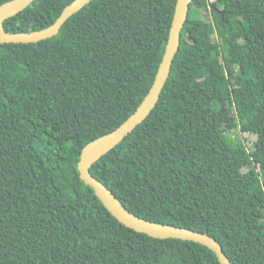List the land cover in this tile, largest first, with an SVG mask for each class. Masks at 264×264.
Here are the masks:
<instances>
[{
	"label": "trees",
	"instance_id": "trees-1",
	"mask_svg": "<svg viewBox=\"0 0 264 264\" xmlns=\"http://www.w3.org/2000/svg\"><path fill=\"white\" fill-rule=\"evenodd\" d=\"M73 1L35 0L3 28L45 29ZM176 3L94 0L51 39L0 44V264H220L124 227L77 169L148 94ZM90 174L133 215L264 264V0H191L155 109Z\"/></svg>",
	"mask_w": 264,
	"mask_h": 264
},
{
	"label": "water",
	"instance_id": "water-1",
	"mask_svg": "<svg viewBox=\"0 0 264 264\" xmlns=\"http://www.w3.org/2000/svg\"><path fill=\"white\" fill-rule=\"evenodd\" d=\"M34 1L12 0L0 6V44H33L51 39L59 34L61 27L69 18L79 13L94 0H74L62 11L56 22L45 29L18 34L5 32L3 23L24 11ZM190 1L177 0L163 58L154 82L144 100L133 115L116 130L91 142L81 150L77 169L80 180L93 190L104 208L124 227L154 239H178L200 244L212 251L220 264H232L215 239L190 229L152 223L133 215L104 184L90 174V168L117 147L155 109L169 78L175 56L179 51L181 31L188 17Z\"/></svg>",
	"mask_w": 264,
	"mask_h": 264
},
{
	"label": "rangeland",
	"instance_id": "rangeland-1",
	"mask_svg": "<svg viewBox=\"0 0 264 264\" xmlns=\"http://www.w3.org/2000/svg\"><path fill=\"white\" fill-rule=\"evenodd\" d=\"M235 132H234V135L236 136V137H238V138H242V139H249V142H248V144H247V147L249 148V149H251V147H252V143H253V141L255 140V137L252 135V136H250L244 129H237V130H234Z\"/></svg>",
	"mask_w": 264,
	"mask_h": 264
},
{
	"label": "bare ground",
	"instance_id": "bare-ground-1",
	"mask_svg": "<svg viewBox=\"0 0 264 264\" xmlns=\"http://www.w3.org/2000/svg\"><path fill=\"white\" fill-rule=\"evenodd\" d=\"M6 140V139H5Z\"/></svg>",
	"mask_w": 264,
	"mask_h": 264
}]
</instances>
